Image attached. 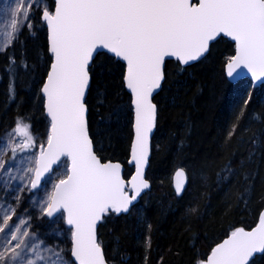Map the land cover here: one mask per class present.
Returning a JSON list of instances; mask_svg holds the SVG:
<instances>
[{
	"label": "snow or ice",
	"instance_id": "1",
	"mask_svg": "<svg viewBox=\"0 0 264 264\" xmlns=\"http://www.w3.org/2000/svg\"><path fill=\"white\" fill-rule=\"evenodd\" d=\"M51 8L45 0H12L4 10L9 30L0 53L14 41L19 43L24 29L35 34L32 20L39 11L37 22L50 31L49 51L54 60L41 88L51 118L50 134L38 144L31 125L17 119L0 141L3 150L12 153L8 161L0 159V188L18 204L25 187L39 191L52 184V190L35 203L50 222L53 217L64 219L66 213L71 258L64 248L46 244L35 232L30 234V215L13 221L16 209L5 199L0 203V264H108L97 239V225L110 213L129 212L141 192L150 187L144 168L157 118L153 93L165 78V58L175 57L188 65L224 34L236 45L235 55L226 62L227 75L235 79L247 69L255 80H264V0H53ZM105 51L126 61V86L134 94L135 140L130 162L136 174L128 182L131 196L125 190L121 165L102 162L89 135L85 98L90 63L94 54ZM21 64L28 67L26 62ZM15 65V57L9 56L6 70L10 74ZM9 91L14 98V89ZM247 103L244 98L243 104ZM15 136L21 142L16 143ZM31 149L38 150L32 153L33 166L26 170L31 175L27 184L16 187L13 181H23L24 176H13L12 167L6 165L16 159L18 151ZM231 171L227 166L225 172ZM186 180L183 169L175 173L177 195ZM54 233L60 234L58 229ZM257 253L264 254V214L254 229L236 228L198 264H250V260L255 264Z\"/></svg>",
	"mask_w": 264,
	"mask_h": 264
},
{
	"label": "trees",
	"instance_id": "2",
	"mask_svg": "<svg viewBox=\"0 0 264 264\" xmlns=\"http://www.w3.org/2000/svg\"><path fill=\"white\" fill-rule=\"evenodd\" d=\"M45 3L51 11L53 0ZM39 15L37 11L32 20L34 35L24 29L20 42L0 53V140L18 118L31 125L38 144L46 141L50 131L41 88L52 55L47 28L37 22ZM234 54L235 44L221 37L193 64L184 66L177 59L166 62L162 88L154 97L156 131L147 170L151 186L129 212L110 213L99 226V242L110 264H198L236 228L250 229L259 222L264 210V83L230 82L226 62ZM9 56L17 61L11 74L6 70ZM124 74L122 61L107 52L97 55L90 65L86 105L95 151L102 160L121 162L129 177L133 111ZM241 90L246 93L243 97ZM15 137L21 142V137ZM229 165L232 171L226 173ZM179 167L188 175L180 196L172 181ZM34 194L38 191L25 194L19 214L36 204L30 202ZM39 199L37 195L35 201ZM55 219L37 218L31 229L50 243L57 236L54 228L58 229L70 258L69 227L65 219L55 227ZM254 261L264 264V254Z\"/></svg>",
	"mask_w": 264,
	"mask_h": 264
},
{
	"label": "rangeland",
	"instance_id": "3",
	"mask_svg": "<svg viewBox=\"0 0 264 264\" xmlns=\"http://www.w3.org/2000/svg\"><path fill=\"white\" fill-rule=\"evenodd\" d=\"M0 29L2 30V32L0 33V43H1L0 46H3V44L6 43V38H7V36L5 38V34L7 32V29H8L7 24H0ZM240 94H241L240 95L241 97L246 95L245 90H241ZM4 137H6V136H4ZM3 138L0 141H2ZM45 138L47 139V137H45ZM14 141L17 143L16 137H14ZM37 153H38V151H37ZM11 155H12L11 150L8 149L7 151H4L2 148V144H0V159L8 161L9 157ZM32 159H33L32 155H20V156L16 155V159L14 161H11L9 165H6V166L12 167V175L13 176H16L17 178H19L20 176H24L23 181H20L19 179H17L16 181H13L14 186L19 187V186H23V185L27 184L29 176L31 174H26V170L28 167L33 166V164L30 163V161ZM61 178H64V177L61 176ZM55 181L56 180H54L53 183H55ZM51 190H52V184L47 185L45 188L39 190L38 194L32 195V197L30 198V202L34 203L36 198H37V195H40V199H41L44 196L45 191L50 192ZM31 191H29L28 188L25 187L24 191L19 193L20 200H19V203L17 204L14 201L12 195H6L5 192L3 191V189L0 188V203H3L4 200L7 199L8 202L11 203L12 206L16 209V215H17L19 205L22 202L23 198L25 197V194H27ZM36 191H34V192H36ZM40 211H41L40 208L37 207L36 204H34V205H32V208H30V210H28V212H21L20 214L18 213V216H21V217H24L25 219H27L28 216L30 215L31 216L30 222H31V228H32L34 225H36L37 218H42V216L40 215ZM16 215H15V217H16ZM54 218H56V219L53 221V224L56 227V225L58 224L60 219L58 217H54ZM12 222L13 221H10V223H12ZM54 230H56V228H54ZM29 231H30V234L32 232H35L32 229H29ZM35 233L37 234V232H35ZM55 237H56L55 242H51V243L46 238H44V239L40 238V239L43 240L48 245H58L59 247H62L65 249V251H67V245H66L64 238L61 239V233Z\"/></svg>",
	"mask_w": 264,
	"mask_h": 264
},
{
	"label": "water",
	"instance_id": "4",
	"mask_svg": "<svg viewBox=\"0 0 264 264\" xmlns=\"http://www.w3.org/2000/svg\"><path fill=\"white\" fill-rule=\"evenodd\" d=\"M192 2L195 3L196 0H192ZM46 28H47V27H46ZM47 34H48V46H49V49H50V31L48 30V28H47ZM221 37H224V38L230 40L231 42H233V43L235 44V42L232 40L231 37H227V36H225L224 34H221V36H220V37H217L215 40H217V39H219V38H221ZM215 40H213V41L210 42V44H209V50H210V48H211V44H212ZM235 50H236V45H235ZM105 52H106V51H105ZM208 52H209V51H208ZM208 52L205 53L204 56H202V57H201L200 59H198L197 61H199V60H201L202 58H204V57L208 54ZM109 54H110V53H109ZM111 55H113V54H111ZM234 55H235V54H234ZM96 56H97V55L94 54V59H95ZM113 56H114V55H113ZM114 57H115V56H114ZM116 58H117L118 60L122 61V62L125 64L124 83H125V87H126L127 91H128V92L130 93V95H131V104H132V111H133V125H132V129H133V138H132V143H131V147H132V145H133V143H134V140H135L134 94H133V93L131 92V90L128 89L127 86H126V79H125V77H126V61H123L121 58H118V57H116ZM170 59H176V58H175V57H166V58H165L164 74H165V66H166V62H167L168 60H170ZM53 60H54V58L52 57V62H53ZM197 61L190 62L188 65L193 64V63H195V62H197ZM52 62H51V63H52ZM179 62H180V61H179ZM180 63H181V62H180ZM90 65H91V63H90ZM184 66H187V65H184ZM49 69H50V68H49ZM238 71H240V70H238ZM226 74H227V72H226ZM227 78H228L229 81L232 82V83H237V82H239V81H241V80H243V79H249V80H251L252 83H253L255 86H260L261 84L264 83V80H260V81L255 80V78H253V77L251 76V74L247 71V69H244L243 72H242V74L239 75V76H237V77H235V79H234L233 77H229L228 75H227ZM164 79H165V78H164ZM45 81H46V79H45ZM45 81H44V83H45ZM163 82H164V80H163L162 83H161V88H162ZM44 83H43V84H44ZM161 88L158 89V90H156V91H154V93H153V103H155V102H154V97L156 96V94H158V93L160 92ZM42 94H43V93H42ZM87 95H88V91L86 92V97H87ZM43 97H44V109H45V114H46V116H47V118H48V120H49V122H50L51 118H50V116H48L47 111H46V97H45L44 94H43ZM85 102H86V98H85ZM155 104H156V103H155ZM156 105H157V104H156ZM157 110H158V107H157ZM87 119H88V113H87ZM155 131H156V125H155V127L153 128L152 133L150 134V146H149L148 163H147V165H146L145 168H144V179L148 181V183H149L150 186H151L150 181L147 179V170H148V167H149V164H150L151 155H152V143H153V138H154ZM89 135H90V132H89ZM90 138H91V136H90ZM91 139H92V138H91ZM92 141H93V140H92ZM93 151L97 154V152L95 151L94 143H93ZM97 156L100 157L98 154H97ZM100 158H101V157H100ZM62 159H63V158H62ZM101 160H102V159H101ZM104 161H110V162H112V163H119V164L121 165V176H122V178L125 180V190H126V191H129V195L131 196L133 193L129 190L128 182H129V181L131 180V178H132L133 176H135V174H136L135 166H134L133 163L130 162V161H131V148H130V156H129L128 164H129V166L133 167V172H132V174H131L129 177H125V173H124V165H123L121 162H119V161H115V160H102V162H104ZM54 168H55V166H54ZM180 169H183V170H184V172H185V174H186V177H187V180H186V183H185V185H184V190H183L178 196H180V195L183 194V192L185 191V189H186V187H187V184H188V175H187L186 170H185L184 168H182V167H179V168H177V169L174 171L173 176H172V181H173V187H174V190H175V173H176L178 170H180ZM46 175H47V174H46ZM41 183L43 184V179H42ZM57 183H58V182H57ZM149 188H150V187H149ZM149 188H148V189H149ZM148 189H144V190L141 192L140 196H142V195H143ZM175 193H176V191H175ZM176 195H177V193H176ZM140 196L137 197L136 201L140 198ZM136 201H134L133 204L130 206L129 211L132 209V207L134 206V204L136 203ZM122 213H123V212H122ZM261 214H264V210L262 211ZM64 219H65V222H66V213L64 214ZM257 224H258V223H257ZM257 224H256L254 227L250 228V229H245V228H244V229H245L246 231H250V230L254 229V228L257 226ZM99 226H100V223H98V225H97V239H98V242H99V232H98V231H99ZM68 227H70V226H68ZM229 235H230V234H229ZM229 235H228V236H229ZM228 236L225 237L224 239H227ZM224 239H223V240H224ZM223 240H221L219 243H222ZM219 243H218V244H219ZM101 246H102V245H101ZM215 246H216V245H215ZM215 246H214V247H215ZM214 247H213V248H214ZM71 248H72V240H71V247H70V249H71ZM102 248H103V246H102ZM103 251H104V248H103ZM104 253H105V251H104ZM210 253H211V252H210ZM258 254H260V253L254 254V258H255ZM209 255H210V254H209ZM70 258H71V254H70ZM105 258H106V261L108 262V264H110L109 261L107 260L106 254H105ZM205 260H206V259H205ZM250 263H251V260H250ZM76 264H78V262H76Z\"/></svg>",
	"mask_w": 264,
	"mask_h": 264
},
{
	"label": "bare ground",
	"instance_id": "5",
	"mask_svg": "<svg viewBox=\"0 0 264 264\" xmlns=\"http://www.w3.org/2000/svg\"><path fill=\"white\" fill-rule=\"evenodd\" d=\"M8 5H2L0 6V20H6V13H5V8L7 7Z\"/></svg>",
	"mask_w": 264,
	"mask_h": 264
}]
</instances>
